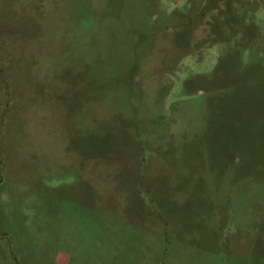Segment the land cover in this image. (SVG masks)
<instances>
[{
    "label": "rangeland",
    "instance_id": "rangeland-1",
    "mask_svg": "<svg viewBox=\"0 0 264 264\" xmlns=\"http://www.w3.org/2000/svg\"><path fill=\"white\" fill-rule=\"evenodd\" d=\"M0 264H264V0H0Z\"/></svg>",
    "mask_w": 264,
    "mask_h": 264
}]
</instances>
